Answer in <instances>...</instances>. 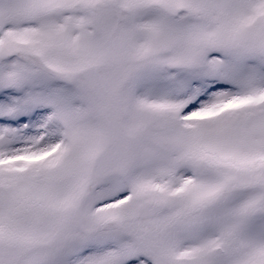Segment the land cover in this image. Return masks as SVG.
<instances>
[{
	"label": "snow or ice",
	"instance_id": "6c2138e0",
	"mask_svg": "<svg viewBox=\"0 0 264 264\" xmlns=\"http://www.w3.org/2000/svg\"><path fill=\"white\" fill-rule=\"evenodd\" d=\"M0 264H264V0H0Z\"/></svg>",
	"mask_w": 264,
	"mask_h": 264
}]
</instances>
